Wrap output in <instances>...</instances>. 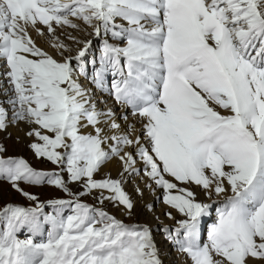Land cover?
<instances>
[{
  "label": "snow or ice",
  "instance_id": "1",
  "mask_svg": "<svg viewBox=\"0 0 264 264\" xmlns=\"http://www.w3.org/2000/svg\"><path fill=\"white\" fill-rule=\"evenodd\" d=\"M70 17L89 36L104 37L90 77L92 40L69 36L73 51L56 34L57 27L80 30ZM30 30L51 37L60 59ZM0 69L13 109L9 120L0 106V130L29 125L35 155L58 169L5 158L0 146V180L34 202L0 209V264H162L147 225L125 224L78 199L96 190L100 204L131 215L124 180L95 176L113 158L123 162L122 176L139 175L137 156L152 182L146 187L163 189L164 203L182 214L171 238L192 264H264V0H0ZM80 76L135 122L122 130ZM20 182L70 198L45 204ZM69 183L83 190L72 192ZM194 186L209 200L223 196L207 243L201 221L212 204L198 200Z\"/></svg>",
  "mask_w": 264,
  "mask_h": 264
},
{
  "label": "bare ground",
  "instance_id": "2",
  "mask_svg": "<svg viewBox=\"0 0 264 264\" xmlns=\"http://www.w3.org/2000/svg\"><path fill=\"white\" fill-rule=\"evenodd\" d=\"M70 19H73L75 23L81 25L80 30H74L69 27H63V28L57 27L56 34L65 43L71 45L73 51H75L77 45L74 44L72 40L68 39L69 36H75L81 40L84 39L92 40V47L89 50V54L85 62L86 71L88 72L90 77L94 70V66L91 63L93 59L97 60V64L95 65V67H99L98 59L100 56L101 48L100 49L98 48L97 50V42L100 41L102 46L104 37L102 36L100 38H97L95 36H89L88 33L90 29L84 30L85 26L82 21L75 20V18L72 17H70ZM38 27H43V26L38 25ZM31 36L36 41L38 46H40L45 51H48L51 55L54 56V58L60 59V57L56 54L55 50L49 46L52 40L51 37H49L48 35L39 36L35 31H31ZM88 59L90 60V63L88 62ZM76 67L78 71L79 65L77 64ZM2 71L3 69H0V73H2ZM111 79L112 77L110 75L106 77L109 86ZM79 81L82 83V85L85 88L90 89L94 93V97L98 101L97 103L98 109L101 110H107L108 108L113 109L117 117V122L121 124L122 130H125L129 123L135 122V118L131 116L130 110L121 108V106L116 104L113 98L107 92H102L100 89H97L95 85L91 83L90 79H86L84 76H80ZM11 97H12L11 85L8 83V78L5 75H0V98L2 100L1 104L7 110L9 120L11 119V115L13 111L11 104L8 103ZM100 101L103 102L101 103ZM123 115L128 116L127 122H125L122 119ZM136 127L137 130H139L140 125L137 123ZM28 130H29V125L23 122H20L18 124L10 123L4 132L7 135H10V138L7 140L8 146L10 148H14L17 146L21 148L23 147L25 141L29 143L38 142L35 137H29L26 134ZM0 144L4 145V142H1ZM136 158H137L136 167L140 169V174L139 175L134 173L127 174L126 177L124 178L123 187L124 189L128 190L129 192L128 195L132 196L134 200L140 199L142 205L141 214L146 220H148V222H152L151 224L146 223L141 226L147 225L150 228L153 236V241L157 247L158 257L161 260L162 264H186L185 258L179 255V253H177L178 251L172 245V243L166 240L167 239L166 234L164 232L158 233V230L161 229V230H165L166 232L170 227L172 228V231H175V229L179 227V225L177 224L178 214L177 212L171 211L172 216L174 218L170 219L166 214L168 209L165 206L163 207L160 206V204H158L159 202L157 201L161 196L164 195V191L160 187L156 186L154 183L152 184L151 188L146 187V184L152 182L146 176L143 175L142 162L139 160L138 156ZM121 171H124L123 162L120 161L118 158H113L102 166L100 174L105 178L110 175L111 178L114 179L118 174H120ZM137 188L140 189V192L137 191ZM193 190L197 193L198 200L212 204V209L210 214L208 216L203 217L201 221V235H202V230L204 229V227H206L207 225H211V221H212L211 217H213V215L216 213L215 207L216 208L218 207L216 203L220 202L223 199V196L216 197L215 195H213L211 200H209V198L204 194V192L200 188L194 186ZM124 212L125 211L122 209L121 214H123ZM179 218L183 219V217H179Z\"/></svg>",
  "mask_w": 264,
  "mask_h": 264
},
{
  "label": "rangeland",
  "instance_id": "3",
  "mask_svg": "<svg viewBox=\"0 0 264 264\" xmlns=\"http://www.w3.org/2000/svg\"><path fill=\"white\" fill-rule=\"evenodd\" d=\"M98 48L99 49L101 48V42L100 41L97 42V50H98ZM88 62L90 63L89 59H88ZM1 102H2V100L0 98V105L2 106ZM4 132H5V130H0V143L4 142V145L0 144V146H3L5 149V152L2 153V155L5 158H7V157L23 158L24 160H26L29 163V165L31 167H33L36 170H45V171L58 170L56 165L47 161L45 158H38L35 155L34 150L30 147L31 143H29V142L25 141L23 147H21V148L18 146L14 147V148H10L8 146V142H7V140L10 138V135H7ZM122 173H124V171H121L120 174H118L114 179H123L124 180V178L126 177L127 174H124L122 176L121 175ZM64 175L66 177L67 174L65 173ZM95 178L96 179H103L105 177H103L99 172L96 174ZM20 187L23 188L25 191H28V192L36 195L39 198V201L44 202L45 204L47 203V201L53 200V199H69L70 198L68 196V194L63 192L61 189H58L54 186H50L47 184H44L41 186H31V185H27L23 182H20ZM69 188L71 189L72 192H75V193H78V192L83 190L82 184H79V183H69ZM124 190L126 191L127 194L129 193L128 190H126V189H124ZM105 193L108 194L107 192H105ZM96 196H97V192H96V190H94L92 195L81 196V197H78V199H80V201L83 203H87V204L92 205V206L97 207V208H102L104 211L108 212L110 215L116 217L117 219L123 221L125 224L143 225L146 223L147 224L152 223V222H148V220H146L143 217V215L141 214V209H142L141 206L142 205H141L140 199L134 200V198L129 195L131 200L134 203V207L131 211V215H129L127 213V211L124 209V207L121 205L115 204V203L107 201V200L103 204H100L98 202ZM163 197H164V195L161 196L157 202H159L158 204H160V206H163V207L165 206L168 209L166 214L168 212H171V211L177 212L176 210L171 209L168 205H166L164 203ZM197 199H198V196H197ZM219 203L220 202L216 203L218 207H220ZM7 204L19 205V206H24V207L34 206V202L26 199L20 192H18L16 189H14L12 187L11 183H9L6 180H0V209H2ZM122 209L125 211L123 214H121ZM215 209H216V207H215ZM53 211L54 210L51 207L45 208V212L52 213ZM67 214H71V213L66 210V215ZM177 214H178L177 215V222H178L179 220H181V218H179V217H183V216L179 212H177ZM156 218H157V215H156ZM207 218H209V217H207ZM211 220H212L211 221V225H212L216 221V213L213 215V217H211ZM211 225H207L202 230V235H201V242L202 243H207V232L210 229ZM160 232H164L166 234V237H167L166 240L169 241L170 243H172V245L176 248V250L178 252L176 250L175 251L177 253H179V255H181L183 258H185L186 264H192L191 259L185 253H182L181 251H179V246L176 245L174 243V240L171 238V237L175 236V231H172V228L170 227L166 232H165V230H161V229L158 230V233H160ZM26 236H27V233L25 232V233L20 234L19 238L24 239V238H26ZM43 238L46 239V233H45V236Z\"/></svg>",
  "mask_w": 264,
  "mask_h": 264
}]
</instances>
